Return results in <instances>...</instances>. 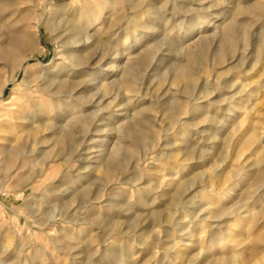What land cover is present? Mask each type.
<instances>
[{"label":"rangeland","instance_id":"1","mask_svg":"<svg viewBox=\"0 0 264 264\" xmlns=\"http://www.w3.org/2000/svg\"><path fill=\"white\" fill-rule=\"evenodd\" d=\"M72 29L110 77L72 78L85 123L30 98L55 110L12 134L28 157L0 169V264H264V0H0V52L30 43L0 79L51 72Z\"/></svg>","mask_w":264,"mask_h":264},{"label":"bare ground","instance_id":"2","mask_svg":"<svg viewBox=\"0 0 264 264\" xmlns=\"http://www.w3.org/2000/svg\"><path fill=\"white\" fill-rule=\"evenodd\" d=\"M9 4H11V3H9ZM99 17H100V15H99ZM92 22H93L92 20L87 21V26L86 27L83 26L85 28V30H87L89 28L88 26L90 24H92ZM80 26H81V24H80ZM93 27H94V25H93ZM64 32L62 33V34H64V36H63L64 41H62L63 43L61 42L62 48L64 50L63 54H62V58L60 59L61 61L59 64H55L53 66V70L51 72H49L47 74L35 75V78L33 77L34 80H31L34 83H32L29 79L28 80H22L23 82L19 83L18 86L13 87V88H11V87L9 88V86H10L9 84H11V82H12L11 81L12 76H13L12 73L7 78H4L3 80L0 79V169L2 170V172L4 173L5 176L9 175L10 172L13 171V169L17 170V168L19 167V164L21 165L23 163L21 161V160H23L22 157L27 156L26 150H25L26 149L25 144L24 143L22 144V142L24 140L22 142H20V144H18L19 141H18V143H16L17 137H15V136L12 137V134L15 131V129H19L18 133L22 134V135L24 134V132H28V134H26V135L24 134V137L28 138L29 137V131L31 129H33V125H35L36 129L42 128L44 126V124L42 123V117L45 114H47L48 112L55 110V105H52V104L48 105V106L43 104V103H40V105H38V106L35 104L32 105V103L29 104L30 98L37 96V95L47 96V95H50V93L55 92L56 95H58V97L63 98V99L66 98V99L71 101L70 106L65 111L68 113H71L72 115L78 114V117L76 119L77 122L85 123L87 120L90 119V115L86 113L85 108H83V106L80 103H78V101H75L76 98L74 96L76 93L74 94L73 90L76 86L74 85L72 78H78L81 76H83V77L90 76L91 78H93V77L98 78L99 77L103 82H105L110 77L108 74L102 73L99 70H96V71L93 70V71L89 72L90 74L88 72H86V70L89 69L90 64L88 63V60H84L82 58V56L79 55V48L81 46L84 47V45H86L90 39V37L86 33V31L85 32L82 31V33H81L78 30L75 31L74 29H72V30L67 31L65 33ZM14 37L15 38L10 42L8 48L5 51L0 52V59L4 60L5 62L10 63L13 67L15 66L17 69H19L22 67L25 60L18 62L17 55L22 50L28 48L30 43H29V41L25 35H20L18 37L14 36ZM134 42H136V41H134ZM93 43H95V42H93ZM117 43L119 44L120 41H118ZM114 56H116V55H114ZM114 62L119 64V62H120L119 58H116L114 60ZM98 64H99V62H98ZM129 67L124 69L123 76L133 77V75H134L133 71ZM82 81H84V78L82 79ZM55 83H56V87L54 86L55 88L52 89V85H54ZM85 83H86V80H85ZM64 88H66V91H62V89H64ZM7 90H10L11 94L6 97V91ZM83 90H85V89H83ZM135 90L136 89L134 88V91ZM127 91H129V89ZM133 93H135V92H133ZM53 95H55V94H53ZM84 96H85V94H84ZM60 101H59V105L61 104ZM65 102H66V100H65ZM120 112H121V110H120ZM125 113H126V111H125ZM129 114H131V113H129ZM55 116H57V115H55ZM142 123H144V122H142ZM50 128L54 129V128H56V125L54 123H52L50 125ZM53 136H55V137L46 138V139L42 138V137L41 138L34 137L33 143L34 144H41V143H45L48 140L49 142L51 141L53 143L52 145H58L62 142V136L61 135L59 136V135H57V133L54 132ZM117 154H118V149L114 150L113 156L115 157V156H117ZM39 157H40V155H39ZM13 160H15V164H11ZM17 162H18V164H17L18 166L16 165ZM100 165H101V163H100ZM75 173H78V171L77 172L75 171ZM109 181H110V179H109ZM66 182H68V181H66ZM101 188L104 189V187H101ZM102 189L98 190L91 197H88V195H86L87 200L84 199L85 202L83 204L88 205L90 203H93V201L100 200L104 194L103 193L104 191L100 192V191H102ZM62 190H64V189H61V191ZM57 191H59V190H57ZM221 239H220V242H221Z\"/></svg>","mask_w":264,"mask_h":264}]
</instances>
